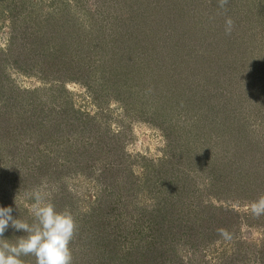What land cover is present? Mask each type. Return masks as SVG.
Here are the masks:
<instances>
[{"label":"trees","instance_id":"obj_1","mask_svg":"<svg viewBox=\"0 0 264 264\" xmlns=\"http://www.w3.org/2000/svg\"><path fill=\"white\" fill-rule=\"evenodd\" d=\"M154 1L0 0V20L10 23L11 32L7 46L0 48V173L9 171L14 186H22L26 194L38 186L56 185L79 175L100 182L95 201L81 218L85 227L74 235L78 242L72 240L70 244L74 253L76 249L99 253L96 250L103 248L95 264H209V251L217 254L215 264H264V237L260 244L241 238L242 226L249 227L247 237L254 227L264 230V210L258 215L243 213L237 208L241 205L224 197L230 194L253 204L264 198V144H252L255 131L236 118L240 123L233 127L236 144L252 153L242 162L251 166L233 167L238 158L234 157L227 159L226 166L218 167V159L213 160V153H208L210 142L219 144L225 137L219 128L231 120L225 112L226 105L235 101L233 95L217 89L203 95L211 99L204 111L196 106L180 107V115L185 117L180 131L170 125L171 131L165 134L166 151L172 155L157 166L153 161L142 165L143 173L133 170L139 164L130 166V156L121 155L111 143L113 137L108 139L109 134L94 123L90 113L73 104L69 84L78 83L95 94L112 88L102 80H110L113 66L105 64L113 49L131 59L128 65L121 63L122 59L112 74L120 87L130 81L140 87L146 79V87L150 89L153 83V89L159 92L170 78H182V65H192L197 73L207 71V60L210 63L219 53L210 50L189 58L194 56L189 50L181 64L174 61L158 67L161 34L166 30L157 31ZM228 1L213 0L210 5L221 7ZM246 2L256 13L243 15L236 6V13H240L236 30L243 29V34L236 35V54L243 55L236 60V73L244 76L246 85L241 97L245 94L249 99L251 88L264 96V72L259 73L260 68L264 70V55L259 57L255 52V46L256 50L264 46V0ZM71 7L79 11L72 13ZM245 23L247 28L242 27ZM254 25H259L263 34ZM174 49L179 55V48ZM11 69L38 72L43 88L16 87ZM180 85L178 79L177 88ZM199 89L194 87L192 96H197ZM162 91L161 99L167 104L169 92L164 95ZM229 110L238 113V107ZM193 111L204 122L194 120ZM259 136H264L263 129ZM186 137L200 140L195 148L187 146L180 151V139ZM203 158L217 165H208ZM120 169L127 175L119 183ZM61 197L52 196L53 203L60 204ZM221 201L227 205L218 204ZM232 245L234 251H229L226 247ZM105 256L109 258L103 262Z\"/></svg>","mask_w":264,"mask_h":264},{"label":"rangeland","instance_id":"obj_2","mask_svg":"<svg viewBox=\"0 0 264 264\" xmlns=\"http://www.w3.org/2000/svg\"><path fill=\"white\" fill-rule=\"evenodd\" d=\"M212 1L213 0L154 1L155 3L153 5L156 12L157 31L159 32L163 28L166 30V33L161 34L163 39L162 46L164 48H161L162 55L159 57L158 67L164 64L170 66L174 61L181 64L182 60H186L185 56H189V50V53L194 55L189 56V58H197V54H203L204 52L208 53L210 50L214 53H219L215 59L210 61V63H208L207 60V65L205 66L207 71L203 73H197L192 65L187 67H183L182 65V68L185 69V71L182 78H178L179 81H181V85L178 87L179 90L176 86V83H178L177 76L164 82V95L166 92H169L167 104H163V100L161 99L163 89H160L158 92L156 89H153V83H151L149 89V87H146V79H143L140 82V87L135 81L127 82L126 84H123L122 87L114 82L112 74L115 73L118 66L123 62L127 63V65L131 64V59L126 58V53L123 55L114 49L109 51V56L107 57L105 64V66H113L110 73V80L105 83L102 80L103 84L112 87L109 91L103 92L100 89L101 92L99 91L98 94L90 93L78 83L69 84L67 87L73 92V104L76 109L90 113L94 117V123H96L102 131L109 134L108 139L109 137H113V141L111 142L112 145L120 150L121 155L126 154L130 156L128 161H131V167L132 163L139 164L138 167L136 166L133 168L135 172L143 173L142 165H146V163L153 161L155 166H157L165 157L172 155L169 150L166 151L167 142L165 134L166 130L171 131L170 129L172 128L170 125H174L173 130L177 131L178 127L181 126L185 119L184 116L180 115L179 108L192 107L195 109L196 106L200 111H204V107L206 108L211 105V99L207 96L203 98V95L209 94V91L217 89H222L224 94L230 96L233 95L235 99L232 105H226V109L228 110L225 113L229 115L231 120H228V125L219 128L220 131L223 130L224 132V139H222L219 144L210 142L209 145L211 149L208 153H213V160L216 161L218 159V167L226 166V164H228L227 161L233 160L234 157L238 158L237 161L235 159L233 167H236V165L251 166L248 163L246 164L242 162L243 159L249 157L252 153L244 147H237L236 144V136L234 135L235 128L233 127H235L236 123L240 124L236 121V118L237 120L239 119L240 121L246 122V124L255 131L251 135L254 141L252 144L256 145L258 141L261 142L262 145L264 144V136H259V132L262 129L264 130V100L262 101L264 96L257 94V89L248 88L250 89L248 90L250 98L248 99L249 95L245 96V94L241 97V90H243L246 85L244 83V76L242 77L239 72L236 73V60H241V58H243L241 53L236 54V35H240L243 32L242 28L236 30L238 29V26L236 27V21H238L237 15L240 14L236 13V6L238 9L240 8L239 10H241L243 15L255 14L256 12L254 10L251 12V6L249 8V5H247L246 2L247 0H229L230 2L228 1V3L222 4L221 7L220 5H210V2ZM71 8L72 13L79 11L75 10L77 7ZM73 8L75 9L73 10ZM92 10H95V8L93 7ZM83 12L86 13V11ZM228 19H231L232 21L230 32H226V21ZM247 26V24L242 25L243 28H247ZM252 26L253 25H251V27ZM9 27L10 23L7 20H0V48H5L7 46L11 33ZM76 27L78 28L80 26L77 25ZM253 28L260 34H263V30L259 25H254ZM172 32L173 36L169 37L168 34H171ZM165 36L166 38H164ZM177 45L179 47H177ZM174 48H179V55ZM256 49L257 46H255V52H259L257 56L261 57L264 55V46L262 50ZM122 59L123 61H121ZM183 69L180 68L179 71L183 72ZM263 72L264 70L260 68L259 73L262 75ZM10 75L15 86L21 89L35 90L41 89L44 86L43 82L40 80V74L38 72L22 73L18 70L11 69ZM236 76H238V78ZM167 84L169 86L168 89L166 88ZM194 87L201 88L198 90L197 96H192ZM129 90H132L135 93L127 94ZM121 91L123 93H121ZM248 91L246 92L248 93ZM96 97L98 99H96ZM136 107L140 110L137 111L135 109ZM237 107V115L233 110H229L230 108L236 109ZM219 109L224 111L225 107L222 108L219 106ZM234 116L236 117L234 118ZM195 118L199 123L204 122L201 120L202 116L198 113L196 115V112L193 111V119L195 120ZM228 127H230V129ZM238 132L239 129L236 126V135ZM194 135L196 136V133H194ZM194 139L195 140H192V138L187 139V137L180 139L183 141V144L179 146L180 151L187 146L189 148H195L200 139ZM145 159H148V161ZM204 161H208V158L204 159ZM210 161H208V165ZM127 164H129V162H127ZM217 164L214 163V165H211L214 167ZM254 164L256 166L258 163ZM220 169V171H222L223 168L220 167ZM117 172L118 182L120 183L122 179L125 180V177L123 178V176L127 174L124 171L122 172L121 169ZM46 186L51 190L52 196L57 194L63 196L61 197L60 204L54 202L56 209L58 211H63L65 209L69 210L76 221V233L81 231L85 227V224L81 222V218L83 217V214L91 208V205L95 201V197L98 195V187H102L100 182L97 180L92 181L85 176L79 175L70 179L68 178L64 182H57L56 185L55 183H52L47 184ZM112 188L114 189V192H116V189L113 186ZM112 188L111 193L113 191ZM25 197L26 193L22 186H18L17 188L14 186L12 174L9 171L1 172L0 206H11L14 209L13 216L15 218H19L20 216L21 219H28V207ZM224 197L227 201L236 204V206L241 205L237 207L240 212L254 214L253 203H244L240 198L230 196V194L229 196ZM15 198L17 206L15 204ZM222 203L225 206L227 205V202L224 201H221L218 204ZM255 215L258 214L255 213ZM114 228L115 226L112 224L110 226L111 231H113ZM248 228L249 227L247 226L241 227L242 240L251 244H260L264 237L263 228L254 227L252 229V234L247 237L245 234L246 232H249ZM21 235H24V233L16 232L9 228L4 233V238H13L14 240L15 236ZM73 240L78 242L76 238ZM71 246L73 245H70V247ZM226 248L229 251H234L233 245L230 246V248L229 246ZM102 251H104L103 248L96 250V252L99 253H94V251L91 253V250L90 252L84 251L81 253L76 249L74 253L72 249L73 264H93V261L100 256L99 254L103 253ZM206 255L209 264L216 263L215 258L217 254L210 253L209 251ZM108 258L109 256H105L103 262H106ZM22 259L25 264H35L34 257H22Z\"/></svg>","mask_w":264,"mask_h":264},{"label":"clouds","instance_id":"obj_3","mask_svg":"<svg viewBox=\"0 0 264 264\" xmlns=\"http://www.w3.org/2000/svg\"><path fill=\"white\" fill-rule=\"evenodd\" d=\"M226 25V32H230L231 19ZM25 199L28 219L15 218L11 206H0V264H25L22 257H34L35 264H73L70 244L77 226L72 213L56 209L46 185L34 188ZM261 210L264 198L253 204L254 212L259 214ZM9 228L24 235L15 236L14 240L4 238Z\"/></svg>","mask_w":264,"mask_h":264}]
</instances>
